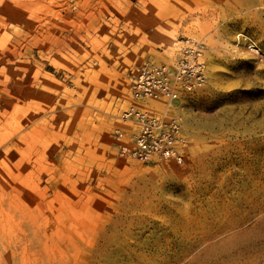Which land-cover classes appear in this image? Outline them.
<instances>
[{"label": "rangeland", "instance_id": "374dc122", "mask_svg": "<svg viewBox=\"0 0 264 264\" xmlns=\"http://www.w3.org/2000/svg\"><path fill=\"white\" fill-rule=\"evenodd\" d=\"M187 37L184 162L121 156L131 70ZM0 264H264V0H0Z\"/></svg>", "mask_w": 264, "mask_h": 264}, {"label": "built area", "instance_id": "2783aa9c", "mask_svg": "<svg viewBox=\"0 0 264 264\" xmlns=\"http://www.w3.org/2000/svg\"><path fill=\"white\" fill-rule=\"evenodd\" d=\"M247 45L251 52H260L253 41ZM207 52L204 40L187 37L180 41L172 61L144 60L134 66L129 75L131 102L120 112V119L128 128L115 131L121 156L146 164L184 162L187 136L182 118L159 113L156 107L161 105L168 110L183 95L206 84Z\"/></svg>", "mask_w": 264, "mask_h": 264}]
</instances>
